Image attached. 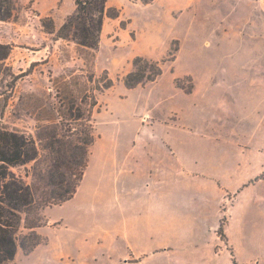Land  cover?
Here are the masks:
<instances>
[{
	"label": "rangeland",
	"instance_id": "rangeland-1",
	"mask_svg": "<svg viewBox=\"0 0 264 264\" xmlns=\"http://www.w3.org/2000/svg\"><path fill=\"white\" fill-rule=\"evenodd\" d=\"M138 1L137 5L129 4L124 13L112 7L109 14L113 16L104 19L95 51V67L98 73L107 69L115 85L98 95L94 118L100 138L92 147L83 190L76 202L45 210V223L39 228L40 234L48 237L45 245L29 254L19 250L17 264H104V234L94 230L93 221L87 215L75 217V214L82 209L79 205L92 190L95 173L103 168L100 158L105 149L131 148L139 144L142 135L153 139L151 133L143 132L153 119L176 114L183 121L192 120L199 125L204 137L189 139L188 152L216 146L217 152L230 161V166L250 163L246 173L252 174L253 180L262 173L259 168L264 166V71L259 75L251 70L248 62L251 66L257 61L263 63L259 56L260 50H264V39L246 36L241 40L237 29L230 26L226 32H220L223 39L218 50L212 52L207 48L210 45L204 42L201 55L196 50L194 33L191 36L187 30L182 7L175 4L171 10L163 6L152 8ZM218 1L226 22L237 17L239 9H235L242 8L243 0ZM17 9L20 17L11 22L14 24L0 20V39L13 46L11 55L0 63V122L29 134L34 132L35 120L20 105L19 97L46 91L54 95L55 87H64L66 83L75 88L73 83L83 81L82 70L87 68L73 41L55 39L56 30L75 14V0H66L56 10L61 19L58 22L52 14L41 15L33 0H19ZM116 11L121 18L114 15ZM259 15L257 12L255 17ZM197 29L204 35L210 33L206 21L200 22ZM82 55L89 56L90 51L83 50ZM136 56L160 61L163 74L154 82L128 89L123 76L133 69ZM176 79L184 88L177 86ZM195 82L196 92L190 94ZM50 99L55 101L54 97ZM219 109H229L232 113L222 116ZM154 134L162 135L159 129H155ZM176 139L181 143L185 141L179 135ZM104 168L112 172L111 178L106 175L102 185L104 193L108 194L102 198V206L110 204L108 196L115 179L112 164ZM262 192L264 184L248 188L246 193ZM61 219L66 220L68 226L55 228ZM63 249L71 254L70 260L57 254Z\"/></svg>",
	"mask_w": 264,
	"mask_h": 264
},
{
	"label": "crops",
	"instance_id": "crops-1",
	"mask_svg": "<svg viewBox=\"0 0 264 264\" xmlns=\"http://www.w3.org/2000/svg\"><path fill=\"white\" fill-rule=\"evenodd\" d=\"M65 1L33 0V4L41 15L52 14L58 22L61 19L55 12ZM251 1L243 0L242 8L235 9H239L237 17L226 22L218 0H153L147 5L170 10L175 4L182 7L187 30L195 35L196 50L202 55L204 42L212 52L218 50L223 39L220 32L230 26L237 29L241 40L246 36L264 39V0ZM138 3L108 0L109 7L121 9L122 13L129 4ZM257 12L260 15L255 17ZM204 21L208 35L197 29ZM260 51L259 57L264 60V50ZM255 63L248 65L260 75L264 61ZM196 89L195 82L190 94ZM219 113L229 116L232 110L219 109ZM173 116L153 119L143 128L153 139L142 135L139 144L131 148L105 149L100 158L103 168L95 173L92 190L75 217L87 215L94 230L104 234V264H264V192L246 193L248 188L264 184V166H260L262 173L253 180L252 174L246 173L250 163L230 166L216 146L188 152L189 139L204 135L194 121ZM155 129L162 135L157 137ZM177 135L185 141H178ZM109 163L115 173L114 188L108 196L110 204L102 206V198L108 195L102 185L112 172L104 165ZM86 176L75 196L62 205L77 201ZM229 201L232 202L227 207ZM224 217L225 238L219 233ZM59 226H68L67 221L61 219L55 228ZM42 245L45 244L37 247ZM57 254L62 259L71 258L64 249Z\"/></svg>",
	"mask_w": 264,
	"mask_h": 264
},
{
	"label": "trees",
	"instance_id": "trees-1",
	"mask_svg": "<svg viewBox=\"0 0 264 264\" xmlns=\"http://www.w3.org/2000/svg\"><path fill=\"white\" fill-rule=\"evenodd\" d=\"M18 1L0 0V20L19 19ZM141 1L149 4L153 0ZM75 4V14L56 30L55 39L78 46L87 68L82 70L83 81L75 80V88L67 83L56 86L54 95L46 91L19 97L20 105L35 120L33 133L0 122V264H17L19 250L29 254L47 241L39 232L45 210L75 196L89 167L92 147L100 138L94 118L98 95L111 89L115 80L107 69L97 72L95 51L105 17L113 16L109 14L112 7L108 0H75ZM117 11L114 15L118 17ZM41 20L45 23V18ZM12 49L11 44L0 42V63ZM83 50L90 55H82ZM162 74L160 61L136 56L123 81L128 89H134ZM176 83L184 88L178 79ZM225 222L226 217L219 229L223 238Z\"/></svg>",
	"mask_w": 264,
	"mask_h": 264
}]
</instances>
